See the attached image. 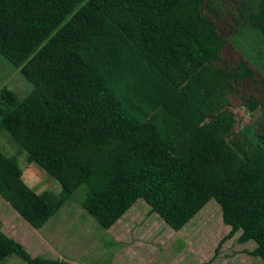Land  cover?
<instances>
[{
	"label": "trees",
	"instance_id": "obj_1",
	"mask_svg": "<svg viewBox=\"0 0 264 264\" xmlns=\"http://www.w3.org/2000/svg\"><path fill=\"white\" fill-rule=\"evenodd\" d=\"M214 0H0V57L30 85L0 90V196L40 229L78 192L104 230L143 200L181 230L210 200L228 233L264 261V126L235 142L230 81L246 62L216 68L224 45L202 14ZM237 22L264 39V0ZM60 191L34 192L18 156ZM67 264L31 257L0 230V264Z\"/></svg>",
	"mask_w": 264,
	"mask_h": 264
},
{
	"label": "rangeland",
	"instance_id": "obj_2",
	"mask_svg": "<svg viewBox=\"0 0 264 264\" xmlns=\"http://www.w3.org/2000/svg\"><path fill=\"white\" fill-rule=\"evenodd\" d=\"M242 1L214 0L213 7L202 8V14L224 39L214 66L232 73L239 63L246 62L252 72L251 78L235 77L230 81V107L225 113L234 119L235 142L264 126V39L257 31L237 22ZM3 88L12 91L18 99L31 90L19 70L0 57V90ZM0 150L6 155L14 153L1 136ZM18 162L24 177L38 182L34 192L60 191L54 179L50 184L38 180L39 173L45 172L27 163L25 154L18 156ZM82 195L76 193L64 205L45 233L57 240L51 241L56 253L51 255L65 258L71 264H264L262 259L248 254L255 247L253 242H237L239 233L225 241L214 256L218 242L229 231L214 200L179 231L150 213L143 200L137 201L111 229L104 230L80 207ZM2 264L25 263L12 256Z\"/></svg>",
	"mask_w": 264,
	"mask_h": 264
},
{
	"label": "crops",
	"instance_id": "obj_3",
	"mask_svg": "<svg viewBox=\"0 0 264 264\" xmlns=\"http://www.w3.org/2000/svg\"><path fill=\"white\" fill-rule=\"evenodd\" d=\"M41 171L43 172V170ZM39 175L40 177L38 180L41 179L43 182H51L52 178H50L47 174L39 173ZM24 176L25 175L22 172V179L25 178ZM25 180L26 181H23L32 190L38 185V182H35V180H32V178L30 177H27V179L25 178ZM37 191L39 192V190ZM43 191L47 190H42L39 193ZM57 193H59V191H57ZM63 207L61 209H63ZM58 213L54 216L55 218L59 215ZM54 217H52L51 219L54 220ZM51 219H49L47 223L40 229H34L25 220H23V218L0 196V230L3 234L19 243L31 257H41L45 259L59 260L67 264H71L65 258H61L57 255H51V253L56 254L52 242L57 241L54 240L52 236L45 235L48 225L53 221ZM114 225H112L109 229H111ZM8 259H12V256L5 259L2 263L8 261Z\"/></svg>",
	"mask_w": 264,
	"mask_h": 264
}]
</instances>
